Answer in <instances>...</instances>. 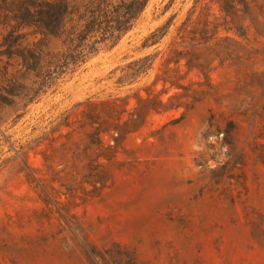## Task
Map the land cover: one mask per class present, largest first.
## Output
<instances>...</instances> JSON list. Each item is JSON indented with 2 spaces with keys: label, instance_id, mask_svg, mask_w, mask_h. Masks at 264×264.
Wrapping results in <instances>:
<instances>
[{
  "label": "rangeland",
  "instance_id": "rangeland-1",
  "mask_svg": "<svg viewBox=\"0 0 264 264\" xmlns=\"http://www.w3.org/2000/svg\"><path fill=\"white\" fill-rule=\"evenodd\" d=\"M222 25L216 0H150L116 46L57 79L20 118L1 110L0 264H264V38L246 29L225 54L214 46ZM45 46L61 50L53 37ZM172 48L194 50L199 69L186 67L188 55L168 63ZM145 56L151 69L118 83ZM147 93L168 110L116 146L102 133L111 160L87 165L97 152L85 150L87 102L117 100L92 109L116 124Z\"/></svg>",
  "mask_w": 264,
  "mask_h": 264
},
{
  "label": "trees",
  "instance_id": "trees-1",
  "mask_svg": "<svg viewBox=\"0 0 264 264\" xmlns=\"http://www.w3.org/2000/svg\"><path fill=\"white\" fill-rule=\"evenodd\" d=\"M150 0H0V113L1 110H14L15 119L28 105L35 102L45 91L54 85L57 79L73 74L84 66L100 51L110 50L137 24ZM223 15L222 30L214 46L228 53V45L240 46L236 40L245 39L246 29L252 30L257 37L264 38V0H216ZM244 18L243 25L239 20ZM157 29L145 40L155 44L162 35ZM184 30L183 33H185ZM37 36H41L40 39ZM32 37L33 41H28ZM49 37L61 42V50L51 53L46 50L45 42ZM196 39V40H195ZM203 39L208 45L213 38ZM201 39V40H202ZM192 48L200 45L193 38ZM194 50L188 52L172 48L168 63L179 65L186 59L188 69H199L193 64ZM152 58L145 56L129 62L121 70L118 83L135 81L151 69ZM169 78H162L166 83ZM172 83V82H171ZM175 85V84H171ZM136 106L122 120V113L117 114L116 124L101 120L92 109L100 106L102 110H115L113 102L94 104L87 102L90 111L84 114L81 128L88 127L85 134L90 147L97 151L95 159L88 163L94 169L103 164L98 160H111L107 152L112 147H105L102 133H114L110 138L116 146L122 137L136 132L150 113L166 109V104L156 96L147 93L146 97L136 96ZM127 110V104L122 105ZM122 108V107H121ZM107 115V114H106ZM86 155V152L83 151ZM88 177L98 183V175L89 172ZM107 181V180H106ZM106 181L104 184H106ZM102 184V182H99Z\"/></svg>",
  "mask_w": 264,
  "mask_h": 264
},
{
  "label": "clouds",
  "instance_id": "clouds-1",
  "mask_svg": "<svg viewBox=\"0 0 264 264\" xmlns=\"http://www.w3.org/2000/svg\"><path fill=\"white\" fill-rule=\"evenodd\" d=\"M224 151L226 152L227 151V147L225 146V149H224Z\"/></svg>",
  "mask_w": 264,
  "mask_h": 264
}]
</instances>
